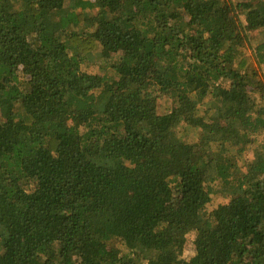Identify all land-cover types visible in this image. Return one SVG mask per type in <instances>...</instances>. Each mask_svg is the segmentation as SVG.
Wrapping results in <instances>:
<instances>
[{
  "label": "trees",
  "instance_id": "trees-1",
  "mask_svg": "<svg viewBox=\"0 0 264 264\" xmlns=\"http://www.w3.org/2000/svg\"><path fill=\"white\" fill-rule=\"evenodd\" d=\"M253 31L264 0H0V264H264Z\"/></svg>",
  "mask_w": 264,
  "mask_h": 264
},
{
  "label": "rangeland",
  "instance_id": "rangeland-1",
  "mask_svg": "<svg viewBox=\"0 0 264 264\" xmlns=\"http://www.w3.org/2000/svg\"><path fill=\"white\" fill-rule=\"evenodd\" d=\"M251 37H249L247 43H246V49H245V54L250 58V61L253 65L258 66L259 63H257V58H256V46L264 41V33H260L259 31H253L251 32ZM100 48L95 51V53L91 56L90 61H87L85 64H83L82 69L86 70L88 72L92 73H100V68H99V62H100ZM261 67L264 69V63H261ZM264 71V70H263ZM162 103H164L165 106L166 103L164 100H162ZM178 133L181 135L183 134L187 139H193L192 135V129L190 127L186 128L185 130L183 129H178ZM258 140H264V134L260 135L258 137ZM193 141V140H191ZM253 147L246 149L240 159H239V165L242 166L243 169H246V165L248 162L252 160L253 156ZM227 199L222 196V195H215L213 196L212 200L208 203L206 210L207 212L210 211L213 207H215L217 204L224 203L226 202ZM194 234H190L188 236L184 253L183 256L186 258V260H191V258L195 255V250L193 246V239H194Z\"/></svg>",
  "mask_w": 264,
  "mask_h": 264
}]
</instances>
